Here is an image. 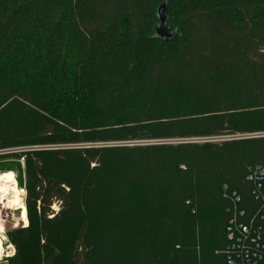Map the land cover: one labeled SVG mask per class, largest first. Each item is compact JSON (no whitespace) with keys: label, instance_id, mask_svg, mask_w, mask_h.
<instances>
[{"label":"trees","instance_id":"obj_1","mask_svg":"<svg viewBox=\"0 0 264 264\" xmlns=\"http://www.w3.org/2000/svg\"><path fill=\"white\" fill-rule=\"evenodd\" d=\"M163 1L0 0L8 264H223L227 196H264V0H168V43Z\"/></svg>","mask_w":264,"mask_h":264},{"label":"built area","instance_id":"obj_2","mask_svg":"<svg viewBox=\"0 0 264 264\" xmlns=\"http://www.w3.org/2000/svg\"><path fill=\"white\" fill-rule=\"evenodd\" d=\"M210 139L218 141L221 138ZM191 141L200 142L203 140L193 139ZM262 176V170L256 168L252 172L250 179L254 178L256 181H260ZM262 189L263 182H252V195L256 202H258V205L251 214L238 209L239 196L235 193L227 196L231 202V206L228 210L229 219L226 226V245L221 251L216 252L223 256V264H264V196ZM20 191V199L24 205L22 196L24 190L21 189ZM15 209L19 210V207ZM23 227L27 226L23 225ZM3 244L5 252L2 253L0 259L6 256L11 257L14 254H12V248L6 247L5 236L3 237Z\"/></svg>","mask_w":264,"mask_h":264},{"label":"rangeland","instance_id":"obj_3","mask_svg":"<svg viewBox=\"0 0 264 264\" xmlns=\"http://www.w3.org/2000/svg\"><path fill=\"white\" fill-rule=\"evenodd\" d=\"M21 168H22V166H21ZM5 173L10 174L14 178V180L16 182L17 191L23 189L19 185L20 171L18 170V164L17 163L9 161V162L5 163L3 166H1L0 167V175H3ZM0 190H3V191L5 190L4 188H2L1 183H0ZM4 193L7 194V192H5V191H4ZM11 193H12V191L11 192L8 191V195L5 198H0V231H2L3 235L6 237V247L12 248V254H13L14 253V247L10 244L7 234H8V232L15 230L17 228H23L24 223L21 220V216H20L21 211L18 209H15L16 207H14V203H17V200H15L13 197L10 198V196H9ZM18 195H19L18 197H21V192L18 191ZM22 196H23V200H24L25 191H24ZM14 200L16 202H13ZM8 203H11L13 206L8 207ZM210 252H211L210 251V245H208L205 248V252L203 254L202 260L209 258L211 256ZM9 257L10 256H8V257L6 256V257H3L2 259L7 260ZM157 264H165V262L164 261H157Z\"/></svg>","mask_w":264,"mask_h":264},{"label":"water","instance_id":"obj_4","mask_svg":"<svg viewBox=\"0 0 264 264\" xmlns=\"http://www.w3.org/2000/svg\"><path fill=\"white\" fill-rule=\"evenodd\" d=\"M168 0L161 2L156 9V23L153 26L151 37L156 40L168 43L181 35V29L178 27L172 30L168 24Z\"/></svg>","mask_w":264,"mask_h":264},{"label":"bare ground","instance_id":"obj_5","mask_svg":"<svg viewBox=\"0 0 264 264\" xmlns=\"http://www.w3.org/2000/svg\"><path fill=\"white\" fill-rule=\"evenodd\" d=\"M0 183L2 185V188H4L5 192L3 190H0V198H5L7 195H8V191H12V193L9 195L10 198H14L15 200H17V203H14V207H19V210L21 211L20 212V216H21V220L23 221L24 225L27 226V219H26V211H25V207L24 205L22 204L21 202V199L20 197H18V191L21 192L20 190L17 191V188H16V182L14 180V178L10 175V174H3V175H0ZM17 191V192H16ZM3 194H2V193ZM13 201V202H16V201ZM12 202V201H11ZM13 206L11 203H8V207H11ZM3 232L0 231V257L2 256V253L5 252V248L3 247ZM1 260V259H0Z\"/></svg>","mask_w":264,"mask_h":264},{"label":"crops","instance_id":"obj_6","mask_svg":"<svg viewBox=\"0 0 264 264\" xmlns=\"http://www.w3.org/2000/svg\"><path fill=\"white\" fill-rule=\"evenodd\" d=\"M0 264H8V261L7 260H4V259H1L0 260Z\"/></svg>","mask_w":264,"mask_h":264}]
</instances>
